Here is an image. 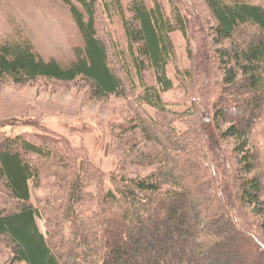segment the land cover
I'll return each mask as SVG.
<instances>
[{
	"label": "trees",
	"instance_id": "1",
	"mask_svg": "<svg viewBox=\"0 0 264 264\" xmlns=\"http://www.w3.org/2000/svg\"><path fill=\"white\" fill-rule=\"evenodd\" d=\"M60 1L83 37L75 59L3 44L0 80L84 81L96 101L129 100L121 128L135 135L108 175L68 139L0 131L3 264H264V6L201 0L211 24L192 0H170L172 15L157 0ZM101 14L126 35L113 62ZM177 30L192 64L178 70L182 111L164 99Z\"/></svg>",
	"mask_w": 264,
	"mask_h": 264
},
{
	"label": "rangeland",
	"instance_id": "2",
	"mask_svg": "<svg viewBox=\"0 0 264 264\" xmlns=\"http://www.w3.org/2000/svg\"><path fill=\"white\" fill-rule=\"evenodd\" d=\"M128 3L132 0H122ZM155 0H145L152 7ZM162 3L168 15H172L170 0ZM200 5L211 24L214 19L201 0H192ZM230 2L231 0H227ZM264 6V0H245ZM99 35L106 42L113 62L114 46L126 50L127 39L119 15L108 18L100 16ZM175 47V60L168 65V75L175 89L164 94L176 111L185 109L188 101L181 87L178 70L191 67L187 40L180 30L171 34ZM30 43L45 60L56 59L69 64L75 59L76 49L84 46L83 37L72 18L70 10L60 0H0V46L13 43ZM129 100L110 95L96 101L89 94L84 81L59 82L39 79L26 85L0 80V131L11 137L20 134L50 135L68 139L73 145L83 147L91 160L109 175L116 169L117 153L129 149L135 130L121 128L131 117ZM154 114V111H150ZM162 118V117H160ZM164 118V116H163ZM174 123L182 127V122L172 117ZM129 142V145L124 143ZM137 149V146L136 148ZM128 176L143 175L142 170L129 166ZM110 185L107 183L106 187ZM39 193L33 190V202ZM3 204L0 197V205ZM40 229L46 232L45 223L39 220ZM8 251L3 248L0 264L5 263Z\"/></svg>",
	"mask_w": 264,
	"mask_h": 264
}]
</instances>
